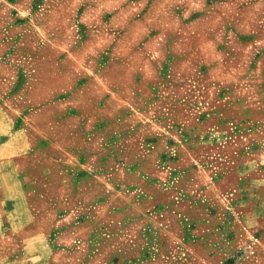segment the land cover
Segmentation results:
<instances>
[{
    "label": "rangeland",
    "instance_id": "1",
    "mask_svg": "<svg viewBox=\"0 0 264 264\" xmlns=\"http://www.w3.org/2000/svg\"><path fill=\"white\" fill-rule=\"evenodd\" d=\"M0 122V264H264V0H0Z\"/></svg>",
    "mask_w": 264,
    "mask_h": 264
},
{
    "label": "crops",
    "instance_id": "2",
    "mask_svg": "<svg viewBox=\"0 0 264 264\" xmlns=\"http://www.w3.org/2000/svg\"><path fill=\"white\" fill-rule=\"evenodd\" d=\"M6 129H7V124L1 123L0 122V173H1V164H2V150L4 149L6 142L5 143H1L2 142V136L6 133ZM17 133V132H16ZM19 134V133H18ZM2 191H5V195L7 194L6 190H2L0 188V194L2 196V198H0V207L3 205H5V203H7L5 201V195L3 194ZM6 206V205H5Z\"/></svg>",
    "mask_w": 264,
    "mask_h": 264
}]
</instances>
